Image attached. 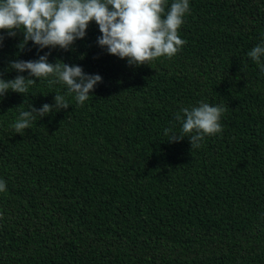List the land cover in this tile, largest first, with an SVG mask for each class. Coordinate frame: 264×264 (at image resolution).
Returning <instances> with one entry per match:
<instances>
[{
  "label": "trees",
  "instance_id": "1",
  "mask_svg": "<svg viewBox=\"0 0 264 264\" xmlns=\"http://www.w3.org/2000/svg\"><path fill=\"white\" fill-rule=\"evenodd\" d=\"M189 6L183 47L139 67L97 45L95 22L68 51H21L22 33L0 30V78L45 52L102 77L82 106L67 95L21 134L19 113L66 86L0 99V264H264V72L247 56L264 43V0ZM200 101L227 107L223 131L198 149L168 142Z\"/></svg>",
  "mask_w": 264,
  "mask_h": 264
},
{
  "label": "clouds",
  "instance_id": "2",
  "mask_svg": "<svg viewBox=\"0 0 264 264\" xmlns=\"http://www.w3.org/2000/svg\"><path fill=\"white\" fill-rule=\"evenodd\" d=\"M189 0H0V30L8 37L21 32L23 39L17 45L23 50L29 41L38 49L60 48L70 50L76 40L83 39L90 22L98 26L100 36L97 45L106 49L108 55L117 56L127 65L139 67L156 58H171L186 43L179 35L184 17L189 13ZM0 35V44L4 40ZM45 52L35 60H12L6 71H15L13 79L0 78V99L9 92L29 93L38 80H47L66 86L65 94L54 95L53 104H42L21 111L12 128L16 134L23 133L37 120L55 111L67 109V95L75 94L78 105H83L95 87L102 82L99 74H87L79 65H68L57 60L50 63ZM264 72V43L257 44L248 53ZM27 73V76L20 73ZM227 111L223 104L204 101L196 106L182 107L175 114L181 127L164 129L170 143L188 138L192 149L201 147L205 137L223 131L221 117ZM6 191V182L0 180V192Z\"/></svg>",
  "mask_w": 264,
  "mask_h": 264
}]
</instances>
